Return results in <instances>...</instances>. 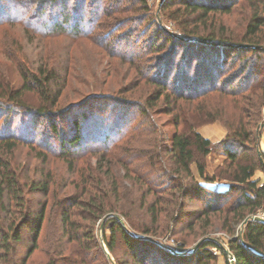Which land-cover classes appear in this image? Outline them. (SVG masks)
<instances>
[{"label": "trees", "instance_id": "trees-1", "mask_svg": "<svg viewBox=\"0 0 264 264\" xmlns=\"http://www.w3.org/2000/svg\"><path fill=\"white\" fill-rule=\"evenodd\" d=\"M71 1L0 0V24L23 23L25 27H32L37 34L46 37L62 33L73 37H90L95 33L102 16H112L124 11L119 5L120 0L113 2L112 13H107V6L96 4L97 0H92L89 5L86 0H74L76 5L70 7ZM136 1L144 6L146 4V0ZM243 1L249 4L251 9L244 35L236 39L219 34L216 31L219 18L232 14L238 3ZM162 11H168V17L176 24L181 36L169 33L157 25L155 40H160L153 42L150 49L159 56L155 57L152 65H135L134 61L141 53L136 52L126 39H117L114 43L106 42V38L102 39L105 48L129 62L138 76L145 74L143 69L152 75L148 77L145 74L141 77L142 80L155 84L158 92L146 101L145 106H138L136 112L143 117L148 116L149 111L162 100L166 114L172 118L174 131L168 145H165L164 133L159 131L162 137L160 150L168 157L167 162L162 160L161 163L166 167L161 171L162 177H157L161 182L152 181L150 172L138 171L137 175V183L144 190L140 197V208L146 207L144 216L148 223L145 219L140 222L139 218L133 217L121 205L122 196L112 176L108 179L110 184L107 182L110 189H105L103 183L97 187L95 183L91 185L89 182L80 197L71 196L57 201L56 205L60 206L57 212L59 225L51 247L45 251L48 258L45 264L187 262L185 260H189V256L173 253L169 248L147 238L160 237L164 232L163 223L168 222L166 218L169 216L166 214L173 211L175 206L178 207V212L182 213L187 203L200 199L203 201L205 196L208 199L203 202L204 209L197 222L203 218H211L212 215L222 217V228L232 233L228 245L235 258V264H264V223L248 221L242 236L233 238L235 225L264 209V184L260 185L259 180L253 179L256 171L263 169V166L257 159L254 147L253 126L256 121L249 113L250 108H255V116H258L259 111L264 108V77L256 84L250 85L256 79L253 73L255 64L250 62V58L255 57L256 61L264 65V50L260 47L262 39L258 35L264 28V0H174L170 3L164 2ZM232 56L238 61L241 60L242 65L236 75L233 76L232 73L229 76L228 70L236 65ZM48 68L40 69L38 75H31L20 69L23 86L16 96L28 92L37 94L43 105L35 114L47 117L50 122L55 114L49 112L47 106H57L66 80L60 76L58 67ZM66 73L67 71L65 75ZM245 74L248 75L244 77ZM241 80V87L235 88L234 82ZM90 100V104H99L105 111L104 106L111 99L107 96H93ZM242 101L248 102V105ZM110 102L117 104V101ZM118 105L109 117H102L103 119L88 113L82 114L83 122L90 118L96 120V132L91 130L92 137H87L86 129L83 131L85 127L81 126V120L75 119L72 122L71 136L64 137L60 133V136H57L61 141L60 154L73 160L89 153L101 154L102 158L110 155L116 144L130 134L132 125V113L126 109L132 106L131 103L123 101L118 102ZM206 119L208 122H224L228 129L226 137L215 144L204 138L198 128ZM51 123L52 128L56 130V124ZM17 138L9 136L2 139L8 151L15 149L20 143ZM215 152L222 153L224 159L215 168L213 175H210L204 159ZM196 154L201 158H197ZM120 163L127 172L131 171L128 167L129 159L123 163L121 160ZM193 164L197 167L199 177L205 182H225L227 189L221 191L199 183L191 169ZM110 165H113V162ZM6 168L0 163V211L12 215L13 221L9 230L5 231L0 220V264H27L34 252L40 249L39 240L44 233L49 214L50 181L45 177L40 184L32 185L30 191L47 199L42 204L37 202L39 209L35 210L30 200L22 193L23 187L17 178ZM233 193L239 195L229 205V194ZM83 196L85 198H82ZM150 197L152 199L149 201ZM80 207L87 213H84L83 217L86 223L77 220L79 215L76 208ZM13 208L15 211L11 213ZM108 215H119L124 220V223H121L116 218L109 217L104 223L102 241L111 260L107 258L95 228L99 221L102 222ZM207 227H204V230ZM26 228L32 237L30 242H25L24 239L23 232ZM164 229L169 228L166 225ZM202 233L205 236L208 234L207 231ZM143 235L146 239L140 238ZM201 246L199 251L202 256H193L202 260L198 264H204L203 258L216 259V255L208 249L210 247L225 254L215 239L204 241ZM22 247L25 251L20 249Z\"/></svg>", "mask_w": 264, "mask_h": 264}, {"label": "rangeland", "instance_id": "rangeland-1", "mask_svg": "<svg viewBox=\"0 0 264 264\" xmlns=\"http://www.w3.org/2000/svg\"><path fill=\"white\" fill-rule=\"evenodd\" d=\"M91 1L86 0L87 5ZM114 1L97 0L96 4L103 5L102 7L107 6V13H112ZM171 1L174 0H146L144 6L136 0H120L119 5L123 7L124 11L120 14H112V16H102L98 21L95 33L90 37H73L67 33L46 37L37 34L32 27H25L23 23L0 24V163L17 178L23 187L22 193L30 200V204L34 206L35 210L39 209L36 205L37 202L42 204L47 199L30 191L32 185L40 184L45 177L50 181L49 214L45 222L44 233L39 240L40 249L34 252L27 264H45L47 262L45 251L51 247L59 225L57 212L60 206L56 205L57 201L71 196L80 197L86 191V185L89 182L91 185L95 183L97 187L103 183L105 189H110L107 182L109 183V176H112L116 180L118 192L122 196L121 205L133 217L139 218L140 222L145 219L148 223L144 216L146 207L140 208V197L144 190L137 183V175L138 171L140 173L150 172L149 176L152 181L161 182L157 177H162L161 171L166 167L161 163L162 160L167 162L168 157L160 150L162 137L159 131L164 133L165 145H168L174 131L171 124L172 118L166 114L162 100L149 111L148 116L143 117L136 112L135 109L138 106H145L146 101L158 92L155 84L145 79L142 80L141 77L145 74L148 77H152V75L143 69L145 74L138 76L130 67L129 62L105 48L102 39L106 38L108 43H114L117 39L119 41L122 38L126 39L136 52L141 53L140 57L135 59V65H152V62H155V57L159 56L157 52L150 49L153 42L160 40L158 38L155 40L156 26L159 25L165 31L181 36L176 24L168 17V11H162L164 2L170 3ZM69 4L70 7H73L76 5V1L72 0ZM250 15L249 4L244 1L239 2L232 14L219 18L216 31L221 35L238 39L244 35ZM115 27L116 29H114ZM258 35L262 39L260 47L264 50V28L259 31ZM232 59L235 60L236 65L228 70L227 75L229 76L232 73L233 76L236 75L242 65L241 60L238 61L234 56ZM255 59L257 60L255 57L250 58V62L255 64L253 73L256 78L251 82V86L264 77V65ZM51 66L58 67L61 71L60 76L66 81L57 106L54 108L47 106L49 112L55 114L49 122L47 117L35 114V111L41 109L43 105L37 94L28 92L23 93L22 96H16V93L23 86L20 69L31 75H38L40 69L47 70ZM247 75L245 74L244 77ZM173 79L174 76L171 83H173ZM242 83V80L234 82L235 88L241 87ZM93 96H107V98L117 101V104H111L110 100L105 104L106 109L103 111L99 104H90L92 102L90 98ZM123 101H128L132 105L126 108L132 113L131 130L125 139L116 144L110 155L107 154L105 158H102L101 154L89 153L73 160L66 159L60 154L61 141L57 136H71L72 122L75 119L81 120L83 113L95 115L101 119L109 117L113 109L116 106L119 107L118 102L123 103ZM243 103L248 105V102ZM16 104L23 107H18ZM256 112L255 108L249 109L250 117L252 116L256 121L253 126L254 147L257 151V159L263 169H258L253 179H258L262 185L264 183V152L261 143L264 136V108L259 111L258 116H255ZM98 113L99 115H97ZM95 121L91 118L86 122L81 120V126L85 127L83 131L86 129L88 133L87 137H92L91 130L93 133L96 132L94 130ZM204 121L198 131L218 124L228 133L224 122L219 120L208 122V119ZM51 122L56 124V130L52 128ZM57 133L58 135H56ZM9 136L18 137L20 142L11 151H8L2 142L3 138ZM218 142L214 141V144ZM196 156L201 158L198 154ZM127 159L130 161L128 165L130 172H127L120 163L121 160L123 163ZM223 159L224 155L220 152L212 153L205 158L207 172L213 175L215 168L222 163ZM112 162L113 165H110ZM191 169L198 182L207 187H213L217 183L227 185L225 182L207 183L199 177L196 165L193 164ZM238 195L229 194L228 204L230 205ZM204 198L203 201L200 199L187 203L182 213H179L178 207L175 206L173 211L166 214L169 217L166 218L168 222L162 224L164 232L160 237L154 238L161 245L180 254L187 252L188 254L185 255L189 256V260H185L187 262L181 264H198L202 261L196 256L193 258L197 254L202 256V252L199 251L202 246L195 251L193 249L204 238L215 239L221 247L230 251L228 242L232 238V233H228L222 228V217L212 215L211 218H203L202 221L197 222V218L204 209L203 202L208 199L206 196ZM151 199L150 197L149 201ZM14 211L15 208L10 210L11 213ZM76 211L79 215L77 220L80 223H86L87 221L83 217L87 213L83 211V207L76 208ZM260 213L261 210L256 216H259ZM0 216L4 230L8 231L13 221L12 215L0 211ZM119 217L123 220L121 216ZM207 220L209 222H206ZM242 223L243 221L235 225L233 238L242 236L245 228ZM101 225L102 222L99 221L95 227L100 242L104 228L103 226L101 229ZM166 225L169 228L167 230L164 229ZM204 227H207L206 230ZM27 230L28 228L23 232L24 239L25 242H30L32 237ZM203 231H207L208 234L203 235ZM107 234H109L108 228ZM20 249L24 250L25 248ZM208 249L213 255H216V259L203 258L204 264H229L226 255L222 254L220 250L213 247Z\"/></svg>", "mask_w": 264, "mask_h": 264}, {"label": "water", "instance_id": "water-1", "mask_svg": "<svg viewBox=\"0 0 264 264\" xmlns=\"http://www.w3.org/2000/svg\"><path fill=\"white\" fill-rule=\"evenodd\" d=\"M109 217H114V218H116L117 220H119L121 223H124L123 220H122L118 215H108L107 217H105V218L103 219V221H102V225H101V229L103 228L106 219L109 218ZM251 220H252V221H258V222L264 223V218L259 217V216H253V215H252V216L247 217V218L243 221L242 226L246 225V224L248 223V221H251ZM140 238H141V239H146L145 237H140ZM147 239L150 240V241H152V242H154V243H156V244H158V245H161L158 241H156V240H154V239H150V238H147ZM204 241H214V239H212V238H204V239L200 240V241L196 244V246L194 247L193 251L197 250V249L203 244ZM101 243H102V247H103V250H104V252H105L107 258L111 260V257H110V255H109L107 249L105 248V245H104V243H103V241H102V238H101ZM244 244H245L247 247H249V245H248L247 243L244 242ZM222 249H223V251L225 252V255H226L227 259H234L233 254H232L229 250H226V249H224L223 247H222ZM170 251L173 252V253H176V254H180V253L174 251L173 249H170ZM181 254H184V255H185V254H188V253H187V252H184V253H181ZM230 264H235V263L232 262V263H230Z\"/></svg>", "mask_w": 264, "mask_h": 264}, {"label": "crops", "instance_id": "crops-1", "mask_svg": "<svg viewBox=\"0 0 264 264\" xmlns=\"http://www.w3.org/2000/svg\"><path fill=\"white\" fill-rule=\"evenodd\" d=\"M198 132L204 138L210 140L213 143H214V141L222 140L227 134L226 130L222 126H220L218 124H215V125H212V126H209V127H205L203 129H200ZM261 144H262V151L264 152V136L262 138V143ZM227 186L228 185H223V184L220 185L219 183H217V185L213 186L212 188H218L219 190L223 191V190L227 189ZM208 187H210V186H208Z\"/></svg>", "mask_w": 264, "mask_h": 264}, {"label": "built area", "instance_id": "built-area-1", "mask_svg": "<svg viewBox=\"0 0 264 264\" xmlns=\"http://www.w3.org/2000/svg\"><path fill=\"white\" fill-rule=\"evenodd\" d=\"M257 214H258V213H257ZM257 214H256V215H257ZM256 215H254V216H256ZM259 217L264 218V209L261 210V213H260ZM228 262H229V264L232 263V262L235 263V258H234V259H228Z\"/></svg>", "mask_w": 264, "mask_h": 264}]
</instances>
